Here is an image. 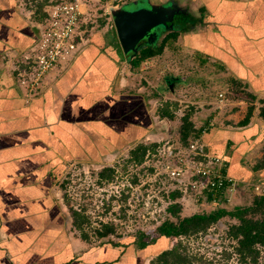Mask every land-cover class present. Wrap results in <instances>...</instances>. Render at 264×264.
<instances>
[{"label": "crops", "instance_id": "0c3cea01", "mask_svg": "<svg viewBox=\"0 0 264 264\" xmlns=\"http://www.w3.org/2000/svg\"><path fill=\"white\" fill-rule=\"evenodd\" d=\"M174 1L184 10L177 16L181 30H170L178 32L180 47L198 64L214 63L212 74L223 84L219 92L224 96L229 83L240 91L220 113L225 121L215 126L208 127L215 112L195 107L208 119L203 127L191 120L193 129L201 130L206 152L223 160V172L238 180V192H248L251 182L264 187V167L255 168L264 146L258 102L264 98V0ZM26 5L27 0H0V264H146L153 254L147 253L148 246L139 249L122 241L91 245L83 240L57 187L69 148L82 155L86 147H95V156L106 160L152 135L150 116L143 125L144 95L133 88L132 59L123 56L118 63L112 43L83 52L79 47L69 62L28 94L21 80L34 69L31 59L42 23ZM167 41L161 53L142 62H162L170 49ZM155 75H163L166 85L172 84L170 94L179 96L185 79L162 71ZM208 90L203 87L205 98ZM241 95L256 99L248 102ZM251 104L249 121L241 124ZM156 117L163 125L172 121ZM160 136L151 137L157 141Z\"/></svg>", "mask_w": 264, "mask_h": 264}, {"label": "rangeland", "instance_id": "374dc122", "mask_svg": "<svg viewBox=\"0 0 264 264\" xmlns=\"http://www.w3.org/2000/svg\"><path fill=\"white\" fill-rule=\"evenodd\" d=\"M21 1L23 3L25 0ZM27 1L28 5L26 6L32 8L30 11L33 14L36 12L37 4L44 2V0ZM87 12L88 14L81 18L80 31L75 38L79 47H81L80 51L83 52L89 46L95 48V46L100 47L112 43L109 47H111V51L118 58V63L122 64L124 55L118 44L110 13H106L104 7L97 8L95 6L88 8ZM167 33L168 31L164 34ZM164 34L159 39V42L164 37ZM178 36L174 39L170 38L165 44V47H170V49L164 52V60L162 62H153V64L142 62L138 66L132 67L134 68L132 71L133 76L136 78L133 88L135 90L139 88L138 94L144 95L145 108L140 107L144 114L143 125L146 127L147 123L149 124L148 118L150 116L149 119L155 124L153 123V130L148 133L152 135L162 133V136L158 137L157 141L150 135L147 136L149 139L144 138L141 142H138L139 140L137 139L136 142L137 144L143 143L149 146L154 143L158 144L154 147L155 151H151L152 148L150 147L142 163L135 164L130 161L129 156L130 150L136 144L127 151L115 152L112 159L106 158V160L95 156V147L83 148L84 154L82 155L81 151L77 152L69 148V156L64 162L62 174L57 182L60 201L66 205L72 220H75L72 217V212L74 210L77 212L78 222H81H79L81 235L84 234L91 245L109 241H122L130 244L134 242V238L139 233L148 235L146 238L157 237L155 229L164 220L176 221L167 211V208L173 203L181 206L179 215L182 217L189 216L194 212L209 213L218 208L232 210L235 206L245 207L251 204L254 196L264 194L263 185L252 182L246 185L250 193L242 188L238 192L240 186L237 180L233 187L234 191L228 190V194L226 193L227 202H218L217 199L221 197L217 198L218 196L215 194L213 195V198L216 197L215 200H206L204 195L196 204L199 196L196 195V192L199 191L200 185L196 189L184 191V188H179L175 184V180L163 174L166 172L170 176L167 171L173 167L172 161L167 163L166 160L172 158V155L179 156L187 148L179 141V128L181 125L179 118L181 116L190 113L189 120L191 119L197 127L205 126V120L208 119L207 116L204 113L199 114L200 109H195V107L201 105L202 108L204 106L210 108V113L215 112V116L209 121L208 127L211 125L215 126L220 121H225L223 115L220 114L223 111L216 107L218 105L217 94L223 84L219 82V79L216 80L215 74H212L216 70L214 63L208 61L198 64V59L195 61L191 52L184 51L180 47ZM145 71H149L150 74H145ZM159 71H162L164 75L167 74V77L179 76L185 79V83L182 82L179 85L181 87L179 96L173 97L170 94L169 86L166 85L162 78L163 75H160V78L155 75ZM173 86L175 87V85ZM228 86L235 87V83H229ZM203 87L209 89V98L203 96ZM199 99L203 100V102L195 103ZM226 105L227 101L225 100L222 107L223 110ZM165 107L168 110L174 109V119L163 125V123L158 122L160 119L156 117L158 115L156 113L159 109ZM155 110L156 113H153ZM218 115L219 117H217ZM111 122L109 121L110 124ZM71 134L74 139L73 143L77 144L76 135ZM198 139L200 144L205 146L201 139ZM188 141L190 144L191 138ZM175 150L179 151L175 154ZM203 150L206 156H210L205 148ZM104 168H112L113 172L107 171L105 172L106 177H99V173ZM108 175L110 176L107 177ZM179 178H182V175ZM191 178L193 177L185 174L183 180L188 181L191 186L194 183ZM173 189H178L182 192L181 197L177 201H173L170 198V193L174 191ZM233 223H236L235 219L224 216L204 233L197 236L180 237L181 245L185 247L187 253L192 254L195 258L191 264H244L239 261L237 254H235V241L229 239L226 234L228 226ZM102 224L111 225L113 233L106 237H100L98 234L103 231ZM161 238L155 244L148 246L147 253L153 254L150 255L151 257H149V261L146 264H150L149 262L153 256L171 245L168 239ZM256 264H264L263 250L260 252Z\"/></svg>", "mask_w": 264, "mask_h": 264}, {"label": "trees", "instance_id": "16d2710c", "mask_svg": "<svg viewBox=\"0 0 264 264\" xmlns=\"http://www.w3.org/2000/svg\"><path fill=\"white\" fill-rule=\"evenodd\" d=\"M36 20L40 23H43L47 18V12L45 10L44 2L37 4L36 12L34 13ZM182 28L183 25L180 24ZM180 31V30H179ZM178 35L177 31L168 32L164 38L161 40L157 46L154 47H145L142 48L138 55L131 60L132 66H138L143 60L156 56L162 52L164 43L170 38H176ZM230 89L226 92L224 98L227 102L235 99L240 95V91L231 86ZM250 102L254 101L256 98L249 95H241ZM259 117L264 121V98L259 99ZM168 103V102H167ZM254 109V104L248 106L247 113L245 118L240 122L245 124L249 121V118ZM223 111V109H222ZM158 115L162 118H167L169 120L174 119V109L168 110L167 107L161 108L158 110ZM190 113L185 114L179 118L181 125L179 128V141L183 146L189 145V138L194 140L199 137L200 129H193L191 122ZM158 144H152L151 146L139 143L130 150V161H133L135 164L142 163L145 154L149 151H155L154 147ZM201 159V158H199ZM264 167V146H263V155L261 159L257 162L255 168ZM152 170V169H149ZM113 172L112 168H104L100 173L99 177H106L105 172ZM223 172V169H222ZM224 173V172H223ZM225 174V173H224ZM108 175L107 177H109ZM192 181L199 183L201 179L198 176L191 178ZM181 184L175 183L178 187L187 188L191 190V186L188 181L180 182ZM228 185L220 187L218 190L209 192L208 189L204 190L203 193L206 196V200H215L213 195L216 193L220 199L219 201L227 202V190ZM174 191L170 193V198L173 201H177L181 197V191L178 189H173ZM199 193V191L197 192ZM227 193V194H226ZM199 200H196L198 204ZM180 208L181 206L177 203H173L167 208L168 213L175 218L176 221L166 219L164 220L156 229L157 237L146 238L148 235L145 233H139L134 238V244L137 248L143 249L149 245L155 244L156 241L161 239H168L171 242V245L166 249L159 252L157 255L153 256L150 260V264H191L192 260L195 258L192 254L187 253L185 247L181 245L180 237H191L197 236L201 233L206 232L214 223H216L220 218L224 216H229L236 220V223L230 224L226 232L229 239L235 241L234 251L237 254L239 261L244 264H256L260 256V252L264 251V194L261 196H254L250 205L245 207L235 206L232 210H227L225 208H218L209 213H198L194 212L189 216L180 217ZM73 211V210H72ZM77 212L74 210L72 212V217L75 220H72L73 226L78 230L81 238L88 242V238L84 234L81 235L80 223L78 222ZM103 231L99 232L100 237H106L109 234L113 233V227L108 224H102ZM159 237V238H158Z\"/></svg>", "mask_w": 264, "mask_h": 264}, {"label": "built area", "instance_id": "2783aa9c", "mask_svg": "<svg viewBox=\"0 0 264 264\" xmlns=\"http://www.w3.org/2000/svg\"><path fill=\"white\" fill-rule=\"evenodd\" d=\"M130 1L132 0H44L47 18L42 23L41 34L31 59L34 69L29 78L21 80L28 94L34 92L48 74L69 62L78 52L79 45L75 38L80 31L81 18L88 14V8L104 7V11L110 13V8H117ZM224 101V93L219 92L216 106L219 110H222ZM198 138L192 140L179 156L172 155L174 158L166 160L167 163L172 161L173 167L167 171L170 176L166 172L163 174L178 184L183 182L185 174L198 176L201 181L191 185L192 189L200 185L199 193L196 192V195H199L198 200L204 196L203 191L206 189L211 192L228 185L227 190L234 191L233 187L237 181L222 172L223 160L206 156L204 146ZM178 151L175 150L174 153ZM181 175L182 178H179ZM183 190L186 191L187 188Z\"/></svg>", "mask_w": 264, "mask_h": 264}, {"label": "water", "instance_id": "95a60500", "mask_svg": "<svg viewBox=\"0 0 264 264\" xmlns=\"http://www.w3.org/2000/svg\"><path fill=\"white\" fill-rule=\"evenodd\" d=\"M184 14L174 0L153 3L151 0H132L110 8L115 35L123 55L131 60L145 47H156L164 32L181 30L174 22ZM168 85L172 87L171 82Z\"/></svg>", "mask_w": 264, "mask_h": 264}, {"label": "flooded vegetation", "instance_id": "af4514ba", "mask_svg": "<svg viewBox=\"0 0 264 264\" xmlns=\"http://www.w3.org/2000/svg\"><path fill=\"white\" fill-rule=\"evenodd\" d=\"M174 22L177 23V24H181L182 25V23H180V21H179V19L177 17L175 18ZM181 22H183V21L181 20Z\"/></svg>", "mask_w": 264, "mask_h": 264}]
</instances>
